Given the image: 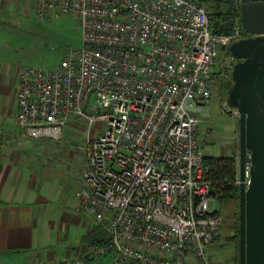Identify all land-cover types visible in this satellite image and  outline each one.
Returning a JSON list of instances; mask_svg holds the SVG:
<instances>
[{
    "label": "built area",
    "instance_id": "obj_1",
    "mask_svg": "<svg viewBox=\"0 0 264 264\" xmlns=\"http://www.w3.org/2000/svg\"><path fill=\"white\" fill-rule=\"evenodd\" d=\"M33 10L74 14L82 45L56 68H22L17 124L29 139L57 143L73 117L103 123L86 138L75 197L110 239L76 258L30 264H88L110 251L113 264H215L208 246L224 217L210 207L217 193L201 125L217 74L232 78L229 46L249 35L241 20L216 33L203 0H34ZM218 103L240 119L226 97Z\"/></svg>",
    "mask_w": 264,
    "mask_h": 264
},
{
    "label": "crops",
    "instance_id": "obj_2",
    "mask_svg": "<svg viewBox=\"0 0 264 264\" xmlns=\"http://www.w3.org/2000/svg\"><path fill=\"white\" fill-rule=\"evenodd\" d=\"M33 2L0 0V127H6L13 116L16 119L23 67L14 58L17 50L12 49V43L19 38V28L14 23L19 16L33 11ZM13 24L15 26H11ZM10 26L13 30L8 31ZM84 123L71 118L62 141L57 143L33 139L38 140L40 148L47 144L50 151L24 153L15 150L13 144L0 145V264L76 258L84 253L89 242L105 240V231L78 207L75 197L81 184V173L87 166L86 135L77 145L73 143L76 147L66 144L65 136L70 129H77ZM211 123L212 128L223 126L232 135L231 128L222 120L213 124L210 117L201 125L205 148L212 141L209 140L213 135ZM97 132H92L91 136ZM224 139L222 137L220 141ZM234 143L233 137L225 140L207 156L237 154L239 149ZM208 251L213 259L212 246H208ZM113 263L114 253L110 251L88 264ZM190 264H195L194 260Z\"/></svg>",
    "mask_w": 264,
    "mask_h": 264
},
{
    "label": "rangeland",
    "instance_id": "obj_3",
    "mask_svg": "<svg viewBox=\"0 0 264 264\" xmlns=\"http://www.w3.org/2000/svg\"><path fill=\"white\" fill-rule=\"evenodd\" d=\"M203 1L208 4L209 9L211 10L210 15L218 6L222 10H226L227 8L225 0ZM233 1L236 3V0ZM216 2H220L221 4L217 5ZM16 19H18V21L14 24L19 28V38L17 42L12 43V49L15 48L17 50L14 58L18 60V63L22 67L30 66L43 69L56 68L62 64L67 53L71 49L80 48L82 45V34L78 27L77 18L74 14H63L59 16L52 15L48 19H43L39 18L33 10L28 15L19 16ZM14 24L11 26H15ZM11 30H13L12 27L11 29L9 28L8 31ZM216 77H218V75ZM220 100L221 92L218 82H216L214 102L212 103L210 117L213 124H217L218 121L222 120L226 126L231 128L232 135L228 133V130L223 128V126H213L212 128L211 123L210 127L213 129V135L211 139H209L212 141L210 143L208 142L206 146L207 148H205V151L207 150L206 154L213 153L215 146L232 137L235 141L234 144H236L239 149V120L221 111L218 103ZM14 117L15 116L8 121L6 127H0V140H2L0 145L5 143L6 145L13 144L15 150H20L24 153H31L33 151L39 152V150L50 151L47 144L42 145L43 147L40 148L41 145L37 142L38 140L25 138L16 119L14 120ZM102 125L103 123L99 121L92 128H89L88 124L84 123L77 126V129H70L65 136L66 144L71 143L69 145H77V143L81 142L84 135H86L85 137L87 138L89 134L91 135L92 132L99 130ZM74 130L77 131L74 132ZM222 137L225 139L220 141ZM81 150L84 151L82 148ZM234 155L236 158L237 156L239 157V150L237 154L234 153ZM236 163L237 173L235 180L240 176L238 167L239 163ZM235 185L240 188V182L237 183L235 181ZM216 193L217 197L215 196L214 200L210 203V207H216L221 212L224 217V226L210 244L213 252L212 260L215 261V264H237L239 257L237 250V234L240 214V193L228 197H222L220 192ZM88 215L92 220L94 219L92 215ZM153 250L157 251L156 249ZM193 260L195 264H197L195 257H193Z\"/></svg>",
    "mask_w": 264,
    "mask_h": 264
},
{
    "label": "water",
    "instance_id": "obj_4",
    "mask_svg": "<svg viewBox=\"0 0 264 264\" xmlns=\"http://www.w3.org/2000/svg\"><path fill=\"white\" fill-rule=\"evenodd\" d=\"M240 20L249 35L228 48L237 62L221 94L240 112V264H264V0H241Z\"/></svg>",
    "mask_w": 264,
    "mask_h": 264
},
{
    "label": "trees",
    "instance_id": "obj_5",
    "mask_svg": "<svg viewBox=\"0 0 264 264\" xmlns=\"http://www.w3.org/2000/svg\"><path fill=\"white\" fill-rule=\"evenodd\" d=\"M225 2L227 5L226 10H222L218 6L211 14L212 29L219 34H229L234 29L237 20L240 19V6H238L237 2L235 3L233 0H225ZM219 4L221 3H217V5ZM236 162L235 155L206 157V165L209 168L208 178L212 181L214 191L220 192L222 197L240 193V188L235 185ZM223 185L225 186L223 187ZM109 239L106 234V238L102 243H108ZM237 250L239 254L237 264H240V221L237 234Z\"/></svg>",
    "mask_w": 264,
    "mask_h": 264
},
{
    "label": "flooded vegetation",
    "instance_id": "obj_6",
    "mask_svg": "<svg viewBox=\"0 0 264 264\" xmlns=\"http://www.w3.org/2000/svg\"><path fill=\"white\" fill-rule=\"evenodd\" d=\"M216 82H218L220 92H222L225 89H230L232 86V83H229L230 79H226L221 75H218V77H216ZM221 97H223L222 94Z\"/></svg>",
    "mask_w": 264,
    "mask_h": 264
}]
</instances>
